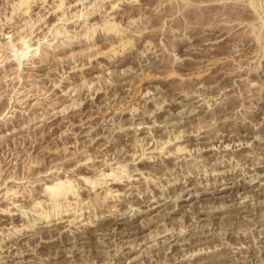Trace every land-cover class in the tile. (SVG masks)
<instances>
[{"label":"rangeland","instance_id":"obj_1","mask_svg":"<svg viewBox=\"0 0 264 264\" xmlns=\"http://www.w3.org/2000/svg\"><path fill=\"white\" fill-rule=\"evenodd\" d=\"M0 264H264V0H0Z\"/></svg>","mask_w":264,"mask_h":264},{"label":"bare ground","instance_id":"obj_2","mask_svg":"<svg viewBox=\"0 0 264 264\" xmlns=\"http://www.w3.org/2000/svg\"><path fill=\"white\" fill-rule=\"evenodd\" d=\"M211 34H212V33H211ZM214 34H215V33H214ZM178 104H179V103H178ZM200 107H201V106H200ZM228 110H229V109H228ZM229 111H230V110H229ZM205 112H206V111H205ZM205 112H204V113H205ZM207 112H208V111H207ZM227 112H228V111H227ZM190 114H191V113H190ZM219 114H220V113H219ZM191 116H192V115H191ZM132 117H133V116H132ZM198 117H199V116H198ZM200 117H201V116H200ZM222 120H223V119H222ZM224 120H225V119H224ZM228 120H229V119H228ZM219 122H220V121H219ZM215 124H216V123H215ZM203 125H204V124H203ZM205 131H206V130H205ZM200 132H201V131H200ZM251 138H252V137H251ZM236 147H237V146H236ZM208 149H209V148H208ZM208 149H207V150H208ZM210 149H211V148H210ZM212 150H213V149H212ZM216 151H217V150H216ZM180 156H181V155H180ZM255 166H256V165H255ZM125 174H128V173H125ZM53 186H54V185H53ZM58 188H59V187H58ZM109 189H110V188H109ZM8 190H9V189H8ZM48 191H49V190H48ZM59 191H60V190H59ZM12 192H13V191H12ZM56 193H58V192H56ZM131 194H132V193H131ZM203 194H205V193H203ZM51 198H52V197H51ZM3 201H4V200H3ZM182 201H183V200H182ZM239 203H240V202H239ZM181 204H182V203H181ZM240 204H241V203H240ZM14 205H15V204H14ZM178 205H179V208H180V209H182V208L184 207V206H180V204H178ZM178 205H176V206H178ZM204 205H205V204H204ZM208 205H209V203H208ZM121 207H122V206H121ZM188 207H189V206H188ZM233 207H234V206H233ZM240 207H241V206L239 205V207H236V208L239 209ZM148 208H149V207H148ZM203 208H204V206H203ZM192 209H194V208H192ZM192 209L190 210L191 212L194 213V214H192V215H193L192 217L195 216L196 218H201V217L205 214V212H206V211H203V210L201 209V207H200L199 210L197 209V211H195L196 209H195L194 211H192ZM149 210H150V209H149ZM153 210H154V209H153ZM153 210H151V211H153ZM155 210H156V209H155ZM140 211H141V210H140ZM147 211H148V210H147ZM171 212H173V211H171ZM144 213H145V212H144ZM150 213H151V212H150ZM170 214H171V213H170ZM108 218H109V217H108ZM125 220H126V219H125ZM193 220H194V219H193ZM99 225H100V224H99ZM96 226H98V225H96ZM91 230H96L94 233H95V234H99V231H98V230H100V229L97 230V228H96V229L93 228V229H91ZM159 234H160V233H159ZM174 235H175V234H174ZM89 237H90V236H89ZM89 237H88V238H89ZM93 237H94V236H93ZM93 237H92V238H93ZM92 238L87 239L88 241H86L85 243H86V244H87V243L89 244L90 241H92ZM94 238H95V237H94ZM94 238H93V239H94ZM169 238H170V237H169ZM169 238H167V239H168L167 242H169ZM96 239H97V237L95 238V241H96ZM175 239H176V238H175ZM170 240H172V239H170ZM178 242H179V241H178ZM90 244H91V243H90ZM176 244H177V243H176ZM179 244H180V243H179ZM92 245H93V244H92ZM93 246H94V245H93ZM99 254H100V253H99ZM97 257H98V256H97ZM212 262H213V261H212Z\"/></svg>","mask_w":264,"mask_h":264}]
</instances>
